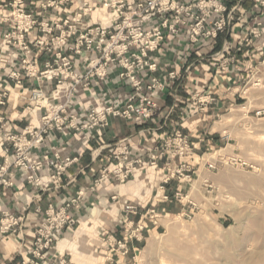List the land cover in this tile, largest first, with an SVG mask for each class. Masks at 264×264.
I'll return each instance as SVG.
<instances>
[{
  "label": "crops",
  "instance_id": "0c3cea01",
  "mask_svg": "<svg viewBox=\"0 0 264 264\" xmlns=\"http://www.w3.org/2000/svg\"><path fill=\"white\" fill-rule=\"evenodd\" d=\"M80 1L82 0H74V4L71 5L72 10L77 8ZM261 1L231 0L226 3L228 11H233L237 7L234 13L236 21L229 33L220 35L214 42V52L223 50L226 44L232 45L234 52L230 56L232 63L228 72H222L217 66H211L207 61L200 63L196 55L190 53L189 55L185 41H181L182 37L167 39L161 58L162 76L166 77L168 73L176 72L183 78L159 95L157 99L159 112L150 123L145 125L111 118L109 125L102 130V136L98 135L97 130L92 131L94 139H87L84 132L73 129L52 133L50 139L38 149V154L41 157L49 155L52 160L58 154L61 164L67 158L75 159V161L64 172L59 183L50 184L46 190L29 183L27 176L31 172L27 171L18 173L12 189L0 188V208L13 213L20 221L16 233L8 235L0 233V264H21L24 258L28 259L31 247L37 238V232L47 220L48 210L61 209L72 200H78L79 205V209L70 210L78 219L76 226L82 222L86 224V229H91L94 225L104 238L127 239L129 249V255L124 259L122 257L119 259L117 254L111 252L109 246L105 244L101 246L103 250L98 253L99 247L95 251L90 250L91 247L93 248L91 239L83 234L84 237L79 238L83 248L80 251L76 247L75 251L76 257H80L84 264L89 263L90 256L96 258L99 261L98 264H113L114 261L119 264H131L158 228V224H154V221L149 218L150 212L160 211L169 216L173 215L169 212L170 209H176V212L180 214L191 208L190 201L183 200L193 193V185L190 184L193 175L190 179L183 180L176 172L183 165H189L194 171L197 166L196 158H201V148L216 144L215 139L218 137H213L207 130L218 112L234 105L230 85L238 77L240 65L247 64L245 53L250 51V47L242 46L243 42L251 37V29L258 21L264 23V7ZM9 3L10 0H0L1 16H6L9 12ZM42 4L41 0L27 1L28 13L33 14L40 22L67 16L61 11L57 13L53 9L44 10ZM99 12L103 15V11H95L91 17L92 22L98 21ZM9 31L6 24L0 23V94L5 95L4 104L0 105V130L2 134L19 135L24 132L29 123H38L40 116L45 114L43 111L37 115H28L26 109L30 102L31 91L40 88L51 98L55 86L35 78H25L23 85L18 87L9 79L7 73L11 70L23 72L22 61L25 58V54L19 49L3 45L4 34ZM41 37L42 34L39 31H33L27 37V41L33 48L34 41ZM258 42L259 39L255 40L253 45L256 51H260L261 46L264 48V44L261 43L257 47ZM204 46L202 53L207 54L209 51L207 44L205 43ZM240 46H242L241 53L237 51ZM53 59V55L41 54L36 63L37 71L39 73L44 71L46 62ZM75 62L78 71L83 72L84 64L78 57H75ZM189 65L192 68L190 73L186 74V67ZM110 80V85L105 88V91L118 92L119 95L115 99L120 101L129 89H124L116 83L118 82L116 68L111 69ZM103 98L102 90L95 86L91 91H84L76 96L68 113L77 116L84 123L89 114V107L102 106ZM110 99L111 96L106 93L105 101ZM207 99L212 101L204 104L203 102ZM200 100L201 103H199ZM176 131H180L194 145V154L191 157L182 160L172 159L173 151L166 150V145L171 144ZM124 140L128 142L122 143ZM6 149L7 146L2 145L0 141V164H3L5 160L12 162L15 159L14 150L8 153ZM154 153L162 155L157 166L153 168L150 162ZM123 154L128 156L129 161L141 162L134 176L125 183L111 179L104 185L97 186L96 180L100 176V171L104 167L112 171L118 169L119 160L122 159ZM188 160H194V162L190 163ZM169 169L175 176L166 183L165 179L170 176ZM145 172H150L149 183L143 180ZM51 173L50 169L42 172L43 182H49ZM141 188H146L150 196H144L140 191ZM127 205L136 207V211L127 213L125 210ZM89 215L91 216L89 221L83 222ZM139 223L143 225V230L135 233L136 237L128 238L127 226H137ZM75 227H66L62 230L61 239L53 246L52 253L66 255L65 251H70L68 248H62L61 242L75 239V237L71 238ZM71 256L73 262L77 264L74 261V255L71 254Z\"/></svg>",
  "mask_w": 264,
  "mask_h": 264
},
{
  "label": "built area",
  "instance_id": "2783aa9c",
  "mask_svg": "<svg viewBox=\"0 0 264 264\" xmlns=\"http://www.w3.org/2000/svg\"><path fill=\"white\" fill-rule=\"evenodd\" d=\"M28 0H10L9 12L0 15V23L9 27L4 34L3 45L17 48L25 54L22 61L23 72L11 70L8 77L16 86H22L25 78H35L54 85L52 97L36 88L31 91L30 102L26 109L28 115H37L43 111L39 122L29 125L24 132L15 135L3 133L0 130L2 145H6V152L14 150L15 159L5 160L0 164V188L12 189L18 173L31 172L27 179L29 183L46 190L50 184L57 185L67 168L75 159L67 158L61 164L60 156L55 155L52 160L49 155L41 157L38 149L42 147L55 131L73 129L84 132L87 139H94L93 130L102 136L111 118L133 121L138 124L150 123L158 114L157 99L161 93L180 82L183 78L176 72L162 76V55L164 45L169 37H182L188 54L196 55L198 61H207L211 66H219L222 72H228L232 60L233 47L226 44L223 50L214 52L215 41L222 34L229 33L236 21L235 11H228L227 2L231 0H88L78 2L77 8L72 10L74 0H41L44 10L53 9L63 12L64 18L54 17L38 21L27 11ZM264 7V0L261 1ZM107 11L109 19L105 21L100 14L96 22H92L95 11ZM33 31L42 34L33 43V48L27 37ZM264 39V23L258 21L251 29V37L245 39L242 46L250 47L254 39ZM205 43L209 50L202 53ZM242 46L237 51L241 52ZM53 55L54 59L45 64V70L38 72L36 63L39 56ZM189 54V55H190ZM75 57L84 64V71L79 72ZM118 71V85L129 92L121 100L118 92L105 88L110 85L111 69ZM192 66L186 67V74ZM102 90V106L91 105L87 120L83 123L77 116L68 113L69 107L81 92L91 91L94 87ZM106 93L111 99L105 101ZM5 95L0 94V105L4 104ZM205 100L203 103H210ZM201 103V100L199 101ZM258 117L264 116V110L256 112ZM128 140L122 141V143ZM173 152L172 159L179 160L194 154V145L180 131H176L171 144L166 150ZM162 155V154H161ZM161 155L151 156V167H156ZM140 161L132 162L126 154L119 160L118 169L112 171L104 167L96 180V185H104L111 179L125 183L134 176ZM210 169L215 166L210 164ZM50 169L51 179L43 182L42 172ZM171 169H169V173ZM192 169L183 165L176 174L183 180L190 179ZM187 174V176L185 175ZM170 174L165 179L168 183ZM78 200H72L61 209L50 208L47 220L37 232L28 259L21 264H72L63 254L52 253L53 246L61 239V232L66 227H75L78 219L70 212L79 209ZM193 204V203H191ZM127 213H134L136 207L127 205ZM156 211L148 214L157 225ZM0 233L8 235L16 233L20 226L19 219L9 211L0 208ZM143 225L127 226L128 238H134L135 233L141 232ZM109 248L120 259L129 255L127 239L116 240L109 238ZM135 260V259H134ZM113 264H119L115 261Z\"/></svg>",
  "mask_w": 264,
  "mask_h": 264
},
{
  "label": "rangeland",
  "instance_id": "374dc122",
  "mask_svg": "<svg viewBox=\"0 0 264 264\" xmlns=\"http://www.w3.org/2000/svg\"><path fill=\"white\" fill-rule=\"evenodd\" d=\"M260 43L264 44L262 37L257 47ZM253 45L245 53L247 64L240 65L230 85L233 107L218 112L207 130L218 137L216 144L201 148V158L189 173L193 193L183 201H190L191 208L180 214L170 209L169 216L156 211L158 228L131 264H264V116L256 115L264 110V48L256 51ZM149 174L143 175L146 183ZM140 191L150 196L146 188ZM84 236L91 239L90 250L99 247L98 253L110 243L94 225L85 228ZM74 241L81 251L79 239ZM61 243L68 247L66 240ZM65 253L75 264L71 254L75 259L76 252ZM98 263L90 256L88 264Z\"/></svg>",
  "mask_w": 264,
  "mask_h": 264
},
{
  "label": "bare ground",
  "instance_id": "6f19581e",
  "mask_svg": "<svg viewBox=\"0 0 264 264\" xmlns=\"http://www.w3.org/2000/svg\"><path fill=\"white\" fill-rule=\"evenodd\" d=\"M101 14V13H100ZM102 17H103V19L105 20V21H107L108 19H109V15H108V12L107 11H103V15H102ZM85 227H86V224H83L78 230H77V232H76V236H75V240H77V239H79V238H81V236L84 234L83 232L85 231ZM66 245L68 246L67 248L69 249V250H71L72 252H76L75 250H76V245H75V241H74V239L73 240H66ZM62 251V250H61ZM75 262L77 263V264H82L83 262H82V260L79 258V257H76L75 256Z\"/></svg>",
  "mask_w": 264,
  "mask_h": 264
}]
</instances>
